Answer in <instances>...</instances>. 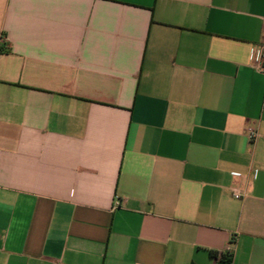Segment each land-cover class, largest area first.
<instances>
[{"label": "crops", "instance_id": "0c3cea01", "mask_svg": "<svg viewBox=\"0 0 264 264\" xmlns=\"http://www.w3.org/2000/svg\"><path fill=\"white\" fill-rule=\"evenodd\" d=\"M262 44L264 0H0V264H264Z\"/></svg>", "mask_w": 264, "mask_h": 264}, {"label": "built area", "instance_id": "2783aa9c", "mask_svg": "<svg viewBox=\"0 0 264 264\" xmlns=\"http://www.w3.org/2000/svg\"><path fill=\"white\" fill-rule=\"evenodd\" d=\"M252 56L257 58L258 66L257 71L259 73L264 74V44L260 45L256 50L252 51ZM246 134L250 141H254L256 138H258L260 135L258 131L252 127H248L246 129ZM235 177H239L240 175L237 173L233 174ZM234 196L237 199H241L246 196V194L240 193L237 189H233Z\"/></svg>", "mask_w": 264, "mask_h": 264}, {"label": "trees", "instance_id": "16d2710c", "mask_svg": "<svg viewBox=\"0 0 264 264\" xmlns=\"http://www.w3.org/2000/svg\"><path fill=\"white\" fill-rule=\"evenodd\" d=\"M213 256L218 259L216 264H232V253L224 252L221 255L218 253H213Z\"/></svg>", "mask_w": 264, "mask_h": 264}]
</instances>
